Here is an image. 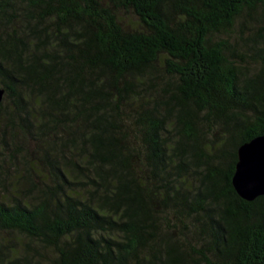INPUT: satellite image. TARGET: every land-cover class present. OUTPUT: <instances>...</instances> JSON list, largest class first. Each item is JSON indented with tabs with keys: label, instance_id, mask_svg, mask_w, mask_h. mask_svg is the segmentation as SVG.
Here are the masks:
<instances>
[{
	"label": "trees",
	"instance_id": "trees-1",
	"mask_svg": "<svg viewBox=\"0 0 264 264\" xmlns=\"http://www.w3.org/2000/svg\"><path fill=\"white\" fill-rule=\"evenodd\" d=\"M0 86V264H264V0H0Z\"/></svg>",
	"mask_w": 264,
	"mask_h": 264
},
{
	"label": "rangeland",
	"instance_id": "rangeland-1",
	"mask_svg": "<svg viewBox=\"0 0 264 264\" xmlns=\"http://www.w3.org/2000/svg\"><path fill=\"white\" fill-rule=\"evenodd\" d=\"M122 17H126V21L134 19V16L132 14H127V13H122ZM242 20H239L237 22L234 31L230 33H222L218 34V37L220 36L221 38H226L230 40V43L236 46V49L239 50V53H244L246 52L247 46L244 44L243 40H239V35L241 34V29H242ZM245 35H249L253 31H251L249 28L250 27H245ZM248 61L250 62V69L249 73H254L257 70V63H254L251 61L250 58H248ZM162 80V79H160ZM217 125V124H216ZM214 125V126H208L205 121H200L198 125V130L200 131L201 137L205 139L206 142H215V145L217 147L221 146L222 141H220L221 137H224L226 134V129L220 124V125ZM219 139V140H218ZM225 146V145H224ZM230 146H225L224 149H229ZM231 149V148H230ZM186 223L190 227L189 230H184V233H182L181 237H183V240H190L192 244L200 247L201 244L203 243L202 236L198 233V223L194 218H186ZM196 224V226H195ZM162 231H166V227L162 228ZM178 233V236H180L179 230L175 231ZM0 243L5 244L2 248L3 252H7L8 248L7 247H13V246H19L23 241V237H21L18 233L15 232H8V231H2L0 232ZM22 241V242H20ZM25 241V240H24Z\"/></svg>",
	"mask_w": 264,
	"mask_h": 264
},
{
	"label": "water",
	"instance_id": "water-1",
	"mask_svg": "<svg viewBox=\"0 0 264 264\" xmlns=\"http://www.w3.org/2000/svg\"><path fill=\"white\" fill-rule=\"evenodd\" d=\"M4 94L5 89L0 86V102ZM238 157L233 184L243 199L253 201L264 195V134L243 143Z\"/></svg>",
	"mask_w": 264,
	"mask_h": 264
}]
</instances>
